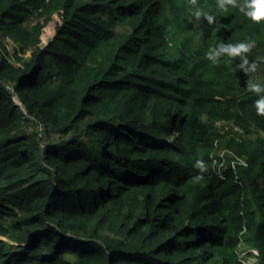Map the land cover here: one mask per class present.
Listing matches in <instances>:
<instances>
[{
  "label": "trees",
  "instance_id": "16d2710c",
  "mask_svg": "<svg viewBox=\"0 0 264 264\" xmlns=\"http://www.w3.org/2000/svg\"><path fill=\"white\" fill-rule=\"evenodd\" d=\"M245 2L0 0V264H243L241 244L264 264V139L247 136L264 115L240 57L207 56L254 40L258 63Z\"/></svg>",
  "mask_w": 264,
  "mask_h": 264
},
{
  "label": "rangeland",
  "instance_id": "374dc122",
  "mask_svg": "<svg viewBox=\"0 0 264 264\" xmlns=\"http://www.w3.org/2000/svg\"><path fill=\"white\" fill-rule=\"evenodd\" d=\"M35 20H36V18H35ZM54 29H55V19L50 21L49 23H47V25H45V27L43 28V30H42L43 32H42L41 37H40L41 38V43H40L41 46H45L50 42V40L54 34ZM2 43L8 49V52L10 53V55H12L13 51L17 47V43H15L13 41V39H11L8 36L2 37ZM256 53H258V56H259L258 61H257L258 63H256L257 68L255 71H250V74L252 72V76L250 78L253 79V83H255V82H261L262 83L263 77H264V45L257 47ZM3 54H4V48L1 46L0 56H2ZM21 55H22V57H28L29 51H26L25 53H22ZM9 58L11 61H15L17 64L19 63L15 60V57L9 56ZM203 119H204V121L209 122L211 124V127L214 129V131H216L217 133H220L222 135H228L229 137L233 138L238 134H241L242 136L245 134V130L243 128H241L238 125L233 124V122L230 120L219 119V118H214V119L210 120V118L207 117L206 115L203 117ZM241 135H239V136H241ZM247 136L248 137L250 136L251 138L264 139V132L262 130L258 129L257 126L253 125V126H251V132L247 133ZM238 139L239 138H235V140H238ZM216 154L221 156V157H229V156L235 157L234 152L232 150L226 148L225 146L220 147L217 150ZM239 158H240V162H243L245 160L244 156H241ZM0 238H1V236H0ZM238 251H239L240 260L242 261L243 264H256V262L258 260V258L256 256L257 255L256 250H253L254 255H250L247 253V251H245V247L241 244Z\"/></svg>",
  "mask_w": 264,
  "mask_h": 264
},
{
  "label": "clouds",
  "instance_id": "9594fccd",
  "mask_svg": "<svg viewBox=\"0 0 264 264\" xmlns=\"http://www.w3.org/2000/svg\"><path fill=\"white\" fill-rule=\"evenodd\" d=\"M230 3L234 4L235 0H218V6L222 9H226ZM241 10L245 11L253 20H260L264 18V0H246L245 4L241 6ZM206 19L211 23L213 22L214 17L209 15L206 16ZM253 47H255L254 40L241 41L236 44H226L221 42L216 48L210 50L207 53V56L213 63H216L223 55L229 57L239 56L240 63L237 65L238 68L245 72L255 71L257 68L256 62H250L247 56V53H249ZM248 87L259 97L254 101L257 113L264 115V83H250Z\"/></svg>",
  "mask_w": 264,
  "mask_h": 264
},
{
  "label": "built area",
  "instance_id": "2783aa9c",
  "mask_svg": "<svg viewBox=\"0 0 264 264\" xmlns=\"http://www.w3.org/2000/svg\"><path fill=\"white\" fill-rule=\"evenodd\" d=\"M15 100L17 101V103H18V104H20V103L18 102V100H17V98H16V97H15Z\"/></svg>",
  "mask_w": 264,
  "mask_h": 264
}]
</instances>
